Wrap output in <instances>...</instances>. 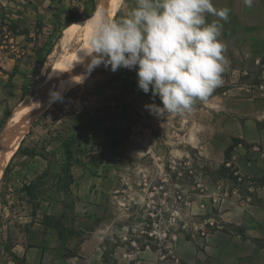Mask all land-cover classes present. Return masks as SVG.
Instances as JSON below:
<instances>
[{
	"label": "rangeland",
	"instance_id": "1",
	"mask_svg": "<svg viewBox=\"0 0 264 264\" xmlns=\"http://www.w3.org/2000/svg\"><path fill=\"white\" fill-rule=\"evenodd\" d=\"M213 4L229 9L227 20L207 16L223 25L224 83L191 112L149 111L162 102L138 88L135 70L68 75L63 99L36 115L3 169L0 264H264V0ZM134 7L124 0L113 19ZM99 11L101 0H0V46L18 47L29 74L14 111L65 75L57 58L78 44L62 43L70 12L84 22ZM17 35L25 37L10 42ZM118 105L132 112L126 141L74 144L68 188L63 142L88 124L102 132ZM222 165L226 172L213 173ZM58 219L64 240L44 225Z\"/></svg>",
	"mask_w": 264,
	"mask_h": 264
},
{
	"label": "clouds",
	"instance_id": "2",
	"mask_svg": "<svg viewBox=\"0 0 264 264\" xmlns=\"http://www.w3.org/2000/svg\"><path fill=\"white\" fill-rule=\"evenodd\" d=\"M244 3L252 6V0ZM209 15L227 20L229 9H217L213 0H135L126 17L111 19L99 11L85 23L91 25L87 71L100 65L112 72L135 70L138 88L145 94L151 90L162 102L146 105L149 111L191 112L197 100L205 101L224 83L223 25L207 22ZM79 78L82 83L84 77ZM50 96L52 102L63 99L58 92Z\"/></svg>",
	"mask_w": 264,
	"mask_h": 264
},
{
	"label": "bare ground",
	"instance_id": "3",
	"mask_svg": "<svg viewBox=\"0 0 264 264\" xmlns=\"http://www.w3.org/2000/svg\"><path fill=\"white\" fill-rule=\"evenodd\" d=\"M123 2L124 0H101V7L103 6V11H106L109 18L113 19L114 14L118 13ZM86 21L72 24L83 27L70 25L72 27L69 26L65 28L62 34V43L64 45L68 44L74 39L77 40L78 44H76L77 46L73 50L64 53L60 57L58 56L57 58L58 65H56V68L64 69L65 71V75L62 76V79L59 81V83L55 85L50 91L34 96L32 100L21 110V112L15 110L11 115H9V121L4 126L5 128L2 135V139L7 141V143H5L4 146L1 145L3 147H1L2 149L0 150V153H2L0 159V178L3 174L4 167L17 152L19 142L27 133L33 119L39 112L44 110L52 102L50 94L52 92L59 93L64 85H66L67 81L71 79H68L70 76L69 74L74 73L75 71H81L90 63L91 57L86 55L90 54L91 52V49L87 43L91 25L85 24ZM12 132L15 135L11 138L10 136L12 135L9 136L8 134H11Z\"/></svg>",
	"mask_w": 264,
	"mask_h": 264
},
{
	"label": "trees",
	"instance_id": "4",
	"mask_svg": "<svg viewBox=\"0 0 264 264\" xmlns=\"http://www.w3.org/2000/svg\"><path fill=\"white\" fill-rule=\"evenodd\" d=\"M93 17V15H90L88 18ZM81 20L78 13L70 12V17L67 22V26L72 25L74 23H77ZM22 101H25V99H22ZM11 114V112L7 113V117ZM132 112L131 109L128 106L122 107L118 105L114 111L110 112L107 119H103V121H107L108 123L112 124L109 127H106L102 132L99 133L96 132V128L91 125H85L80 127L76 133L71 135L67 140L63 142V148H64V160L60 165V177L63 179L70 180L67 184V187L69 188L71 182L73 181L72 176V168L76 164V161L74 160V153H73V146L76 143H84V145L88 148L91 145H101L108 148H116L122 145L127 137H128V120L131 117ZM7 119L5 118L1 122L0 129H3L5 124L7 123ZM122 120V124H121ZM21 150V146L18 150V152ZM227 168L226 165L220 166V168L213 171L215 174H220L221 172H226ZM64 181V180H63ZM37 207H33V214L36 213ZM65 217L62 216V218ZM49 217L48 215L44 216V219L47 220ZM61 219H58L53 225L52 223H45L46 228H54L57 230L60 240H64V237L68 235L64 234L63 227H61ZM70 236H75V231L70 230Z\"/></svg>",
	"mask_w": 264,
	"mask_h": 264
},
{
	"label": "crops",
	"instance_id": "5",
	"mask_svg": "<svg viewBox=\"0 0 264 264\" xmlns=\"http://www.w3.org/2000/svg\"><path fill=\"white\" fill-rule=\"evenodd\" d=\"M16 37L10 42H20L21 37L25 36ZM3 48L4 46H0V122L7 115L8 110L14 111L16 108L26 90L29 77L28 67L20 62L24 53H17L19 48L13 45L11 51H3ZM21 249L25 253L24 246H21Z\"/></svg>",
	"mask_w": 264,
	"mask_h": 264
}]
</instances>
